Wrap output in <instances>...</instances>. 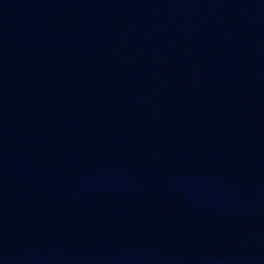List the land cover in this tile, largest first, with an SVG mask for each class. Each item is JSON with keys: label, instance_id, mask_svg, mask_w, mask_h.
Masks as SVG:
<instances>
[{"label": "water", "instance_id": "1", "mask_svg": "<svg viewBox=\"0 0 264 264\" xmlns=\"http://www.w3.org/2000/svg\"><path fill=\"white\" fill-rule=\"evenodd\" d=\"M0 264H264V0H0Z\"/></svg>", "mask_w": 264, "mask_h": 264}]
</instances>
